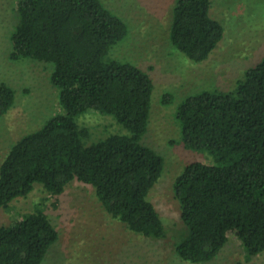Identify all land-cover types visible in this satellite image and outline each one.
<instances>
[{
  "label": "trees",
  "instance_id": "trees-1",
  "mask_svg": "<svg viewBox=\"0 0 264 264\" xmlns=\"http://www.w3.org/2000/svg\"><path fill=\"white\" fill-rule=\"evenodd\" d=\"M212 0H176L172 45L191 61H206L223 40ZM13 61L53 67L51 81L63 112L18 140L0 166V209H9L42 185L54 197L74 181L92 186L108 214L150 239L167 228L149 196L164 158L143 142L149 131L155 85L140 67L109 56L126 39L127 23L102 0H17ZM53 64V65H52ZM16 91L0 81V119ZM168 93L164 103L170 104ZM89 110L112 115L128 134L90 145L77 118ZM182 143L205 151L212 163L192 162L176 178L175 198L184 229L175 243L180 259L213 261L234 234L249 257L264 253V57L235 91L203 90L179 107ZM59 241L43 209L0 226V264H42Z\"/></svg>",
  "mask_w": 264,
  "mask_h": 264
},
{
  "label": "rangeland",
  "instance_id": "rangeland-1",
  "mask_svg": "<svg viewBox=\"0 0 264 264\" xmlns=\"http://www.w3.org/2000/svg\"><path fill=\"white\" fill-rule=\"evenodd\" d=\"M102 1L129 28L126 39L114 45L108 57L140 67L155 85L149 131L143 142L165 161L149 198L163 219L167 237L154 240L132 232L106 212L92 186L79 181L69 184L59 197L36 185L28 197L16 199L7 210L0 209V226H12L43 209L59 231V241L42 264H192L175 251L184 224L174 184L187 165L212 163L213 159L182 143L175 115L187 97L203 90L235 91L246 72L263 59L264 0H212L210 14L223 25L225 34L202 63L191 61L171 43L176 0ZM16 4L17 0H0V81L16 91L13 107L0 119V166L18 140L63 112L51 81L54 65L10 58ZM168 93L172 101L165 104ZM77 122L91 132L87 145L112 134H128L114 116L94 110L80 115ZM204 264H264V253L249 257L241 241L231 234L220 254Z\"/></svg>",
  "mask_w": 264,
  "mask_h": 264
}]
</instances>
